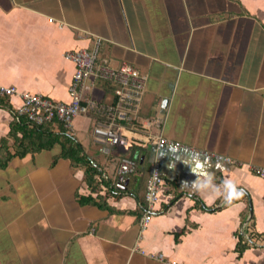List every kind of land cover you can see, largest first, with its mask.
<instances>
[{
  "label": "crops",
  "instance_id": "crops-1",
  "mask_svg": "<svg viewBox=\"0 0 264 264\" xmlns=\"http://www.w3.org/2000/svg\"><path fill=\"white\" fill-rule=\"evenodd\" d=\"M96 36L100 61L147 75L140 113L162 121L149 131L184 145L141 149L121 180L118 156L132 151L98 141L89 113L71 133L90 176L55 160L61 145L13 157L0 169V264H264V179L251 170L264 166V0H0V86L71 101L64 54ZM91 96L115 100L102 80ZM13 120L0 108V142ZM154 158L164 183L143 230Z\"/></svg>",
  "mask_w": 264,
  "mask_h": 264
},
{
  "label": "built area",
  "instance_id": "built-area-1",
  "mask_svg": "<svg viewBox=\"0 0 264 264\" xmlns=\"http://www.w3.org/2000/svg\"><path fill=\"white\" fill-rule=\"evenodd\" d=\"M103 37L96 36L91 48L82 47L67 50L65 57L70 59L75 70L69 86L71 101H59L33 92H18L14 86H0L1 96L20 95L21 103L16 108L19 116L27 117L34 125H44L54 120H60L71 131L74 119L80 114H97L99 121L94 127L98 141L106 145L130 150L118 156V174L121 180L136 174L141 158V149H148L154 155L169 148H180L184 144L180 140L169 138L163 132L154 133L150 127L160 124L159 117H142L141 105L146 92L147 75L141 73L129 63H122L111 67L100 61V47ZM104 81L114 90L115 100L112 103L100 101L91 96V90L98 81ZM160 116V115H158ZM147 129V135L132 136L140 128ZM209 154V152H205ZM217 159L228 163H236L231 157L213 153ZM251 170L264 179V166H252ZM164 183L159 161L154 158L150 164L149 175L146 181L143 215L140 225L145 230L153 218V213L160 200ZM159 260H165L162 253L155 255ZM171 264H179L170 261Z\"/></svg>",
  "mask_w": 264,
  "mask_h": 264
},
{
  "label": "trees",
  "instance_id": "trees-1",
  "mask_svg": "<svg viewBox=\"0 0 264 264\" xmlns=\"http://www.w3.org/2000/svg\"><path fill=\"white\" fill-rule=\"evenodd\" d=\"M0 108L9 110L14 115V120L11 124V129L6 137H3L0 142V169H5L9 161L13 157H24L28 153H36L45 149H53L56 145H61L62 152L56 156L55 160L64 157L69 158L73 165H85L86 174L90 176L94 170L92 162L85 155L82 144L71 133L65 123L60 120L44 125L31 124L27 117L19 116L16 109L10 102V96L0 95ZM10 140L14 142V148L10 146ZM90 179V178H88ZM87 199L82 198V202ZM90 201V200H89ZM263 233H258L253 236L257 238ZM248 244L242 245V248Z\"/></svg>",
  "mask_w": 264,
  "mask_h": 264
},
{
  "label": "rangeland",
  "instance_id": "rangeland-1",
  "mask_svg": "<svg viewBox=\"0 0 264 264\" xmlns=\"http://www.w3.org/2000/svg\"><path fill=\"white\" fill-rule=\"evenodd\" d=\"M102 44H103V42H102ZM111 64H112V62H111Z\"/></svg>",
  "mask_w": 264,
  "mask_h": 264
},
{
  "label": "clouds",
  "instance_id": "clouds-1",
  "mask_svg": "<svg viewBox=\"0 0 264 264\" xmlns=\"http://www.w3.org/2000/svg\"><path fill=\"white\" fill-rule=\"evenodd\" d=\"M11 97V96H10Z\"/></svg>",
  "mask_w": 264,
  "mask_h": 264
}]
</instances>
